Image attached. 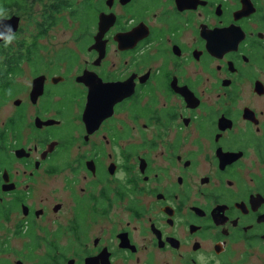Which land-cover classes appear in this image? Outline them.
Here are the masks:
<instances>
[{"label": "flooded vegetation", "instance_id": "af4514ba", "mask_svg": "<svg viewBox=\"0 0 264 264\" xmlns=\"http://www.w3.org/2000/svg\"><path fill=\"white\" fill-rule=\"evenodd\" d=\"M65 1L0 0V264H264V0Z\"/></svg>", "mask_w": 264, "mask_h": 264}, {"label": "trees", "instance_id": "16d2710c", "mask_svg": "<svg viewBox=\"0 0 264 264\" xmlns=\"http://www.w3.org/2000/svg\"><path fill=\"white\" fill-rule=\"evenodd\" d=\"M65 5H69L70 9H73L76 5V0L65 1ZM79 16V12L73 11L72 18L77 19ZM10 72L7 70L0 69V101L4 100V97L8 95L11 91L8 87V81H10Z\"/></svg>", "mask_w": 264, "mask_h": 264}, {"label": "rangeland", "instance_id": "374dc122", "mask_svg": "<svg viewBox=\"0 0 264 264\" xmlns=\"http://www.w3.org/2000/svg\"><path fill=\"white\" fill-rule=\"evenodd\" d=\"M53 1H57V0H53ZM47 3H48V2H47ZM46 5H47V4H46ZM45 7H46V6H45ZM66 22H75V23H76V21H73V20L70 19V18H67V19H66ZM64 30H65V29H64V27H62V26L56 28V29L53 31L54 38L59 39V40H60V39H64V38L68 37L69 34H70L71 31H72V29H70V30L67 31V33H65ZM21 38H22V37H21ZM28 44H29V42H26V41H25V45H28ZM8 106L12 108L11 105H8ZM3 117H4V114H3V112L0 110V125H1V126L3 125V122H4Z\"/></svg>", "mask_w": 264, "mask_h": 264}, {"label": "clouds", "instance_id": "9594fccd", "mask_svg": "<svg viewBox=\"0 0 264 264\" xmlns=\"http://www.w3.org/2000/svg\"><path fill=\"white\" fill-rule=\"evenodd\" d=\"M10 39V38H9Z\"/></svg>", "mask_w": 264, "mask_h": 264}]
</instances>
